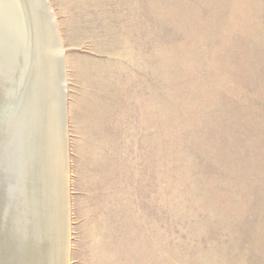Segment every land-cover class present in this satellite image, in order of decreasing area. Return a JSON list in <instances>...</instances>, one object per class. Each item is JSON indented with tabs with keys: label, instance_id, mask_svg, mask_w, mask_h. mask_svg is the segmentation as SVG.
<instances>
[{
	"label": "rangeland",
	"instance_id": "rangeland-1",
	"mask_svg": "<svg viewBox=\"0 0 264 264\" xmlns=\"http://www.w3.org/2000/svg\"><path fill=\"white\" fill-rule=\"evenodd\" d=\"M49 2L70 264H264V0Z\"/></svg>",
	"mask_w": 264,
	"mask_h": 264
},
{
	"label": "bare ground",
	"instance_id": "bare-ground-1",
	"mask_svg": "<svg viewBox=\"0 0 264 264\" xmlns=\"http://www.w3.org/2000/svg\"><path fill=\"white\" fill-rule=\"evenodd\" d=\"M9 1L16 15L21 1ZM15 28L14 41L0 50V228L4 234L13 219L17 236L6 245L18 242L20 257H10L0 244V264H70V175L54 99V49L38 43L36 29L34 42L23 43ZM19 190L22 200L13 204Z\"/></svg>",
	"mask_w": 264,
	"mask_h": 264
},
{
	"label": "water",
	"instance_id": "water-1",
	"mask_svg": "<svg viewBox=\"0 0 264 264\" xmlns=\"http://www.w3.org/2000/svg\"><path fill=\"white\" fill-rule=\"evenodd\" d=\"M20 1H21V9H19V12L18 11L16 12V15L13 14L14 9L11 8V3L9 0L0 1V50L3 51L2 49H4L5 43H12L14 41V38L12 40L11 35L15 33V30H14L15 25L18 26L19 29H21L20 36L22 38L23 43L27 41H31L32 43L34 42V35L31 29H34V30L36 29L37 36L35 39H37L38 43L48 42L52 44V47L54 49L52 53L53 54L52 59L54 61V65H53L54 74H55V77L57 78V83L53 87L54 97H55L54 99H55L56 106L59 111V118H60L61 130H62V140H63L66 159L68 163L67 167H69V154H68L69 146H68V135H67L68 117H67L66 61H65L63 42L61 40V34L59 31L57 19L54 16V11L51 7L49 0H20ZM1 71L2 70L0 68V72ZM13 161L14 160L11 158L10 163ZM4 163L6 164V162ZM4 163L2 162V164ZM11 164L9 167L10 169H11ZM9 168H8V175H9L8 180L12 183V181L14 182V180H16L15 178L18 179V177L13 176V173H9ZM2 175H3V172L1 173L0 178H2ZM0 183H1V180H0ZM6 185L7 183L5 185H2L1 189H3L4 187L6 188ZM14 186L15 185H13V187ZM17 193H19L17 194V198L15 199L13 198L12 200L13 204L17 203L18 200L19 201L22 200V197L24 195V193H22L21 191L20 192L17 191ZM68 196H69V192H68ZM6 197H7V194L4 195L5 203H6ZM4 217H6V212L4 216H2V218ZM12 220L13 219H10V217H8V221H9L8 228H7L8 230L6 229L4 231L5 232L4 234L0 228V235L4 237V239H1L0 244L1 246H5L10 257L14 258L15 256L18 260V258L20 257L18 253V250H19L18 245H17L18 242L11 243V246L9 247V249L7 246L9 245L7 242V240H9L8 237H10L11 239L13 236L14 238L15 236H17V233L13 229Z\"/></svg>",
	"mask_w": 264,
	"mask_h": 264
}]
</instances>
